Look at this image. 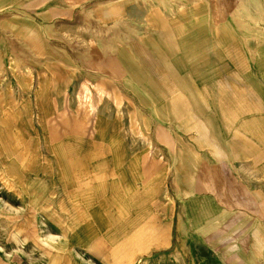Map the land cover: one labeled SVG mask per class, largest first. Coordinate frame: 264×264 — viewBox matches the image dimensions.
<instances>
[{
    "label": "rangeland",
    "instance_id": "rangeland-1",
    "mask_svg": "<svg viewBox=\"0 0 264 264\" xmlns=\"http://www.w3.org/2000/svg\"><path fill=\"white\" fill-rule=\"evenodd\" d=\"M67 1L0 0V264H264V6L167 0L131 61L60 32L116 0Z\"/></svg>",
    "mask_w": 264,
    "mask_h": 264
},
{
    "label": "bare ground",
    "instance_id": "bare-ground-1",
    "mask_svg": "<svg viewBox=\"0 0 264 264\" xmlns=\"http://www.w3.org/2000/svg\"><path fill=\"white\" fill-rule=\"evenodd\" d=\"M197 1V0H196ZM80 2V1H79ZM132 7L135 9H139L143 11L142 16H136L132 14H128L126 12V0H116L112 2H108L106 4H100L96 5L95 8L91 9L88 13V19H93L96 22V26L92 29L91 25L88 21H86L83 26L76 27V28H66V26H63L60 30L62 37L68 42V43H75L77 45L85 46L87 48H92L94 46H97L99 44V40H97V36L99 34H107L109 31H117V36L113 37V41H111V44L114 46L116 51L118 53H124L127 57L131 58V61L135 60L134 56L129 52V48L127 46V42L130 43L132 49L134 50L139 44L146 42L147 36L146 31L147 30H154V19L155 17H164L167 18L172 14V6L167 3V0H132ZM174 4L178 7H180V4L182 3V0H173ZM190 2L193 3V1L190 0ZM195 2V0H194ZM199 2V1H198ZM201 2V1H200ZM203 3V2H202ZM78 4V3H77ZM76 1L75 0H68L67 1V7L69 9L73 10L76 8ZM204 4V3H203ZM208 4V3H207ZM193 5V4H192ZM196 5V4H195ZM185 5L183 4V7ZM191 6V5H190ZM197 6V5H196ZM264 6V0H241V9L244 11L249 10H256L260 7ZM194 7V5H193ZM132 8V9H133ZM182 8V7H181ZM68 9V8H67ZM180 10V9H179ZM181 12V11H180ZM127 13V14H126ZM174 15V14H172ZM171 15V16H172ZM176 15V14H175ZM168 19V18H167ZM170 19V18H169ZM193 21V20H192ZM218 23V22H217ZM125 27L128 31L134 32V36L130 38L128 35H125L121 33L120 27ZM25 29V27L23 28ZM26 30V29H25ZM24 30V31H25ZM31 31H29L30 33ZM179 34V33H178ZM178 37V36H177ZM39 39V38H38ZM179 39V38H178ZM186 39V38H185ZM40 41V40H38ZM41 44V43H39ZM37 43V45H39ZM35 45V44H34ZM40 52V51H39ZM38 53V52H37ZM130 53V55H128ZM40 54V53H38ZM21 71V70H20ZM19 71V72H20ZM78 71V70H77ZM18 72V71H17ZM18 72V73H19ZM51 72V71H50ZM21 73V72H20ZM54 73V72H53ZM52 73V74H53ZM58 73V72H56ZM45 75V74H44ZM55 77V74H53ZM57 75V74H56ZM60 75V74H58ZM57 75V77H58ZM52 76V75H50ZM39 77V76H38ZM63 77V76H62ZM66 77V76H64ZM63 77V78H64ZM53 78V77H51ZM85 78V77H84ZM57 80V78H55ZM62 79V78H61ZM60 79V80H61ZM86 81L87 78H85ZM89 79V78H88ZM40 80V79H39ZM45 80V79H44ZM48 81V80H47ZM54 81V80H53ZM90 81V80H89ZM88 81V82H89ZM40 82V81H39ZM49 82V81H48ZM52 82V81H51ZM71 82V81H70ZM38 83V81H37ZM94 83V82H93ZM47 84V83H46ZM62 84V82L60 83ZM69 84V83H68ZM53 85V84H52ZM91 85V84H90ZM43 86V85H42ZM57 86V85H56ZM65 86H68L67 83ZM95 91L98 92L99 95H101L105 100L114 107L117 117H123L124 115H128L130 113V110L127 106V104L123 101L121 96L114 94H108L101 83L95 82L93 85H91ZM53 88V86L51 87ZM55 88V85H54ZM57 88V87H56ZM40 89V88H39ZM67 89V88H66ZM118 89V88H117ZM39 92V90H38ZM89 92V91H88ZM97 94V95H98ZM70 95V94H69ZM76 96V95H74ZM90 96V95H89ZM87 97V95H86ZM91 97V96H90ZM92 98V97H91ZM90 98V99H91ZM83 99V98H82ZM77 100V99H75ZM84 100V99H83ZM86 100V99H85ZM73 101V100H71ZM78 101V100H77ZM91 102V100H90ZM99 102V101H98ZM82 103V102H81ZM86 103V102H85ZM100 103V102H99ZM98 103V104H99ZM78 104V103H77ZM83 104V103H82ZM87 104V103H86ZM93 103H91L92 105ZM90 105V107H91ZM84 106V105H83ZM85 107V106H84ZM109 107V106H108ZM81 108V105L80 107ZM88 108V107H85ZM97 108V107H95ZM94 108V109H95ZM110 108V107H109ZM90 109V108H89ZM102 109V108H101ZM81 110V109H80ZM91 110V109H90ZM98 110V108H97ZM79 111V110H78ZM109 111V110H107ZM135 111V110H134ZM76 112V111H75ZM90 113V111H89ZM108 113V112H107ZM110 113V112H109ZM79 114V113H78ZM77 115V114H76ZM82 115V114H80ZM86 115V114H85ZM135 115V114H134ZM89 116V115H87ZM99 116V114H98ZM108 116V115H107ZM110 116V114H109ZM115 116V115H114ZM79 118V117H78ZM132 122H136V117L131 118ZM70 121V120H69ZM72 121V120H71ZM106 121V120H105ZM130 121V120H129ZM117 122V121H116ZM118 123V122H117ZM121 126V124L119 125ZM114 127V126H113ZM130 127V125H129ZM138 128V127H137ZM122 130V128L120 129ZM119 130V131H120ZM131 130V129H130ZM141 130V129H140ZM138 131V130H137ZM131 132V131H130ZM119 134V133H118ZM122 134V133H121ZM131 138L134 140H140L143 142V144H146L147 147V154H150L152 157L151 162H154L158 158L159 151L157 149H152L150 146V140L149 136L145 132L139 131L137 133L130 134ZM125 137V135H124ZM122 138V137H121ZM124 139V138H123ZM141 143V142H140ZM34 145V144H33ZM142 145V144H141ZM143 147V146H142ZM35 154V153H34ZM140 155V154H139ZM140 160H142V155H140ZM236 160L239 163V168L246 172L249 176L254 175L255 169L252 166L253 161L250 157L244 156L242 154H238L236 157ZM142 162V161H141ZM162 165V164H161ZM160 165V166H161ZM14 164H9L8 170L10 171ZM163 166V165H162ZM153 168V167H151ZM235 170V169H234ZM239 176V175H238ZM240 178V177H239ZM256 179V178H255ZM158 182V181H157ZM156 190L159 189V187L154 186ZM166 194V190L164 187H162V195ZM166 198V197H164ZM163 205H167V202L164 201Z\"/></svg>",
    "mask_w": 264,
    "mask_h": 264
},
{
    "label": "crops",
    "instance_id": "crops-1",
    "mask_svg": "<svg viewBox=\"0 0 264 264\" xmlns=\"http://www.w3.org/2000/svg\"><path fill=\"white\" fill-rule=\"evenodd\" d=\"M238 155V154H237Z\"/></svg>",
    "mask_w": 264,
    "mask_h": 264
}]
</instances>
